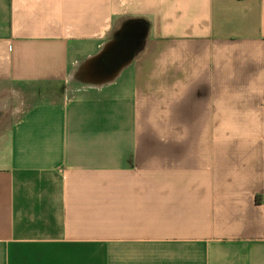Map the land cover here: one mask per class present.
<instances>
[{
	"label": "crops",
	"instance_id": "1",
	"mask_svg": "<svg viewBox=\"0 0 264 264\" xmlns=\"http://www.w3.org/2000/svg\"><path fill=\"white\" fill-rule=\"evenodd\" d=\"M1 113L0 264H264V0H0Z\"/></svg>",
	"mask_w": 264,
	"mask_h": 264
},
{
	"label": "water",
	"instance_id": "2",
	"mask_svg": "<svg viewBox=\"0 0 264 264\" xmlns=\"http://www.w3.org/2000/svg\"><path fill=\"white\" fill-rule=\"evenodd\" d=\"M128 29L119 33L101 54L88 63L87 68L94 70L92 73H95V79L92 81L104 82L113 78L121 68L131 61L136 51L134 48L136 41L131 37L135 32L128 31Z\"/></svg>",
	"mask_w": 264,
	"mask_h": 264
},
{
	"label": "rangeland",
	"instance_id": "3",
	"mask_svg": "<svg viewBox=\"0 0 264 264\" xmlns=\"http://www.w3.org/2000/svg\"><path fill=\"white\" fill-rule=\"evenodd\" d=\"M59 90H60V88H59ZM59 90H58V91H59ZM0 116H2V113L0 114Z\"/></svg>",
	"mask_w": 264,
	"mask_h": 264
}]
</instances>
